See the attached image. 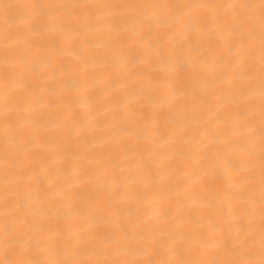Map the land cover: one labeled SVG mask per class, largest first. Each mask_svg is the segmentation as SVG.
<instances>
[{
    "label": "bare ground",
    "instance_id": "1",
    "mask_svg": "<svg viewBox=\"0 0 264 264\" xmlns=\"http://www.w3.org/2000/svg\"><path fill=\"white\" fill-rule=\"evenodd\" d=\"M0 264H264V0H0Z\"/></svg>",
    "mask_w": 264,
    "mask_h": 264
}]
</instances>
